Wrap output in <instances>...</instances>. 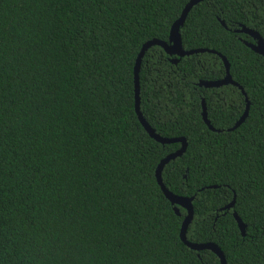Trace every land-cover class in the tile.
I'll return each mask as SVG.
<instances>
[{"label": "trees", "instance_id": "1", "mask_svg": "<svg viewBox=\"0 0 264 264\" xmlns=\"http://www.w3.org/2000/svg\"><path fill=\"white\" fill-rule=\"evenodd\" d=\"M188 1L0 0V264H219L181 241L186 210L155 178L180 143L152 139L135 112L140 49L168 42ZM241 27L264 41V0L194 5L181 46L215 53L172 63L148 48L139 107L156 134L186 140L161 172L168 191L193 197L186 240L216 244L226 264H264V56ZM218 54L245 95L198 85L226 75Z\"/></svg>", "mask_w": 264, "mask_h": 264}, {"label": "water", "instance_id": "2", "mask_svg": "<svg viewBox=\"0 0 264 264\" xmlns=\"http://www.w3.org/2000/svg\"><path fill=\"white\" fill-rule=\"evenodd\" d=\"M203 0H189L187 2V4L184 6L180 16L177 18V20H175V22L172 24L171 29H170V33H169V39L168 42H163L161 40H157V39H152L149 40L147 42H145L141 49L140 52L136 58L135 61V65H134V70H133V82H134V91H135V112L137 115V118L140 122V124L142 125V127L145 129V131L147 132V134L154 139L155 141L161 143V144H170V143H180V148L178 150H176L173 153H170L168 155H166L157 165L156 170H155V178L157 181V184L159 185L163 195L165 196V198L170 202L171 205H173V210L174 212L178 215L179 211H178V206L182 207L183 209L186 210V216L182 222L181 225V229H180V239L181 241L190 249L194 250V251H201V250H210L213 253H215L217 255V257L219 258V264H226L224 255L222 253V251L220 250V248L212 243V242H207V243H193V242H189L186 240L185 237V232H186V228L188 226V224L191 222L192 220V216H193V207H192V200L193 197H181V196H177L175 194H173L172 192L168 191V189H166V187L164 186L163 182H162V178H161V172L163 167L171 160L175 159L176 157H179L183 154V152L186 149L187 143L185 138L183 137H179V138H164L159 136L158 134H156L154 132V130L148 125V123L144 120V118L142 117V114L140 112V98H139V77H138V73H139V67H140V61L141 58L144 54V52L152 47V46H159L161 47L168 55L170 56H175V58H172L170 61L172 63H176L180 58L184 57V56H188L191 55L193 53H197V52H204V51H208V52H213L215 53L213 50H206V49H196V50H184L181 46V38H180V33L179 30L180 28L183 26L186 15L188 14V12L190 11V9L198 4L199 2H201ZM236 32H241V33H245L248 34L249 36L252 37V39L254 40L253 43H248V42H244L245 45L247 47H249L252 51H254L255 53L264 56V41L263 39L260 37V35L253 31L250 30L248 28L245 27H241L240 29L236 30ZM220 56V58L222 59V61L224 62L225 68H226V75L224 76V78H222L221 80H216V81H205L202 80L198 83V85L200 87H204V88H218L221 87L223 85H228L231 84L233 86H237L241 92L245 95L244 91L242 90V88L240 86H238V84L236 82H234L230 75H229V65L226 61V59L224 58V56H221L220 54H218ZM246 100V106H245V110L243 112V114L240 116V118L237 120V122L234 124V126L231 129H235L236 127H238L246 118L247 113H248V101ZM202 119L205 122V124L208 126V128L212 131H216L209 123L208 119H207V112H206V108L205 105L202 101ZM215 188V187H212ZM234 205V199L223 209H231ZM238 229L241 233L242 236H244L245 234V225L242 223L241 219L239 218V216L236 214V212L232 213Z\"/></svg>", "mask_w": 264, "mask_h": 264}]
</instances>
